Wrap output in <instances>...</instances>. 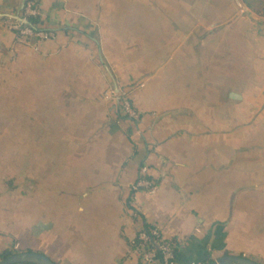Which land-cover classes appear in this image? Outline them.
Returning <instances> with one entry per match:
<instances>
[{
	"label": "crops",
	"instance_id": "0c3cea01",
	"mask_svg": "<svg viewBox=\"0 0 264 264\" xmlns=\"http://www.w3.org/2000/svg\"><path fill=\"white\" fill-rule=\"evenodd\" d=\"M24 3L0 0V253L140 264L143 219L176 264L264 262V10L38 0L55 37L25 42L1 24ZM143 166L151 190H133Z\"/></svg>",
	"mask_w": 264,
	"mask_h": 264
},
{
	"label": "built area",
	"instance_id": "2783aa9c",
	"mask_svg": "<svg viewBox=\"0 0 264 264\" xmlns=\"http://www.w3.org/2000/svg\"><path fill=\"white\" fill-rule=\"evenodd\" d=\"M38 0H28L23 9L22 19L27 16H37ZM6 29L13 32L15 37L25 42L49 40L55 37L51 31H35L26 23L14 19L4 18L1 23ZM127 94L116 95L117 103L120 104L123 114L133 122L139 119L138 113L128 103ZM128 98V97H127ZM146 167H142L139 172V178L133 185V190L145 189L151 190L152 183L146 178ZM133 216L141 218L138 210L133 211ZM131 250L140 264H176L175 245L161 235L157 225L151 224L142 219L134 238L130 242ZM189 264H204L201 262H191Z\"/></svg>",
	"mask_w": 264,
	"mask_h": 264
},
{
	"label": "water",
	"instance_id": "95a60500",
	"mask_svg": "<svg viewBox=\"0 0 264 264\" xmlns=\"http://www.w3.org/2000/svg\"><path fill=\"white\" fill-rule=\"evenodd\" d=\"M23 23H27L26 19L13 17ZM0 264H55L47 256L34 251H19L0 258ZM212 264H258L254 260L238 255H226L219 257Z\"/></svg>",
	"mask_w": 264,
	"mask_h": 264
},
{
	"label": "trees",
	"instance_id": "16d2710c",
	"mask_svg": "<svg viewBox=\"0 0 264 264\" xmlns=\"http://www.w3.org/2000/svg\"><path fill=\"white\" fill-rule=\"evenodd\" d=\"M28 0H25L24 6L26 4ZM243 2L246 4V6L251 9L254 10L255 12H260L261 10H264V0H243ZM23 6V9H24ZM22 9V11H23ZM27 23L26 25L31 27L33 30L35 31H45L44 29H42L39 25H40V20L38 16H27L26 17ZM125 116V115H124ZM14 253L12 250H4L3 252L0 253V258H3L7 255H10ZM213 261H207L205 262V264H212ZM258 264H264V262L258 263Z\"/></svg>",
	"mask_w": 264,
	"mask_h": 264
},
{
	"label": "rangeland",
	"instance_id": "374dc122",
	"mask_svg": "<svg viewBox=\"0 0 264 264\" xmlns=\"http://www.w3.org/2000/svg\"><path fill=\"white\" fill-rule=\"evenodd\" d=\"M127 92V91H126ZM125 91H120L119 92V96H121V95H124L125 93H126ZM113 97H114V95H113ZM128 97V98H127ZM127 97H126V99H127V101H128V103L131 105V107L135 110V112H137L138 113V111L135 109V107L132 105V102H131V100L129 99V94H127ZM115 98V97H114ZM117 102V101H116ZM119 105V106H118ZM116 106L121 110V106H120V104H118V103H116ZM123 113V112H122ZM11 113H9V114H4V116L6 117V118H8L9 120H10V117H11V115H10ZM138 116H139V113H138ZM140 118V117H139ZM138 121H139V119H138ZM137 121V122H138ZM136 123V122H135ZM8 142V141H7ZM6 144V146H3L5 149H6V151L7 152H13L12 151V145L11 144H8V143H5ZM1 147V146H0ZM7 164L10 166V167H12V161L11 160H9L8 162H7ZM132 215H134L133 214V212H132Z\"/></svg>",
	"mask_w": 264,
	"mask_h": 264
}]
</instances>
